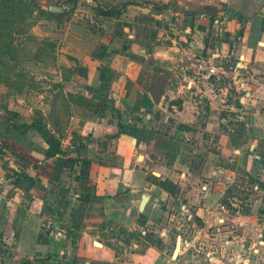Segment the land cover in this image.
<instances>
[{"label":"crops","instance_id":"obj_1","mask_svg":"<svg viewBox=\"0 0 264 264\" xmlns=\"http://www.w3.org/2000/svg\"><path fill=\"white\" fill-rule=\"evenodd\" d=\"M85 2L128 6L119 18L94 10L95 30L73 23L78 10L41 22L74 57L52 102L74 98L53 158L51 122L11 110L0 264H264V0H176L175 16L217 10L196 11L188 45L166 43L167 0ZM49 105L41 114L58 117Z\"/></svg>","mask_w":264,"mask_h":264},{"label":"rangeland","instance_id":"obj_2","mask_svg":"<svg viewBox=\"0 0 264 264\" xmlns=\"http://www.w3.org/2000/svg\"><path fill=\"white\" fill-rule=\"evenodd\" d=\"M53 1L54 0H51L50 2L53 3ZM181 1L192 5L190 0ZM45 2H47V0H45L44 3ZM41 3L43 6V1ZM167 3H169V8L165 9L163 12L160 23V28H162L165 33L164 37L168 39L166 43L176 39L177 43L188 45L185 41H191L190 37L193 38L194 35L193 33L190 35V32L186 34V28L193 23L197 24V22H195L197 21L195 16L199 13L198 11L201 7H195V11L187 12V14L185 13V7L187 6L191 9V5L183 4L180 9V15L175 16L173 13H175V9L179 7L176 4V0H167ZM53 4L57 5V7L54 8H63L68 14L65 15L62 21L36 16L37 18L34 20L35 24L30 31V34L32 33V35L27 34L21 36L16 41V55L20 60V66L17 72L21 73L23 76H12L10 80H7L0 85V147L3 150L8 148L6 141L7 137L5 136H8L11 131L7 125L13 123L11 121H16L15 119L21 120V117L19 116L17 117L7 114L5 109H8L12 113L13 111L11 110L17 109V107L32 109L35 111L34 114L36 115V121L39 118L43 121L48 119L52 124L51 117H44L41 114V111L50 107L49 104L52 103L51 94L54 96V92H58L59 84L56 81H58L57 76L59 75L57 73L62 70L64 74L63 77L68 78L72 74L71 71H73L72 69L69 70L67 67L64 68L63 65H65L64 61L66 59L72 62L74 57L64 52V48H62L64 45L60 46L59 40L55 37L46 38L43 36L45 26L44 23L41 22L45 19L54 23L59 22L60 24L71 22L72 15L78 10L79 13H77L79 14V18L76 19L73 17V23L82 25L90 30L99 28L96 23L92 22L96 19L93 13L95 10V3H87L85 0L84 2L82 0H56ZM49 5L50 4L48 3L46 6ZM158 5H162L160 8L167 6L162 4V2H159ZM101 6H104L107 9H109V7H114L113 4L106 5L105 3H102ZM121 6H123V4L120 3L115 7ZM186 23L188 24L186 25ZM181 38H183V40ZM37 57L40 59H37ZM68 70L70 73L67 72ZM16 82H21L22 87H18ZM72 100L73 98L70 99V101Z\"/></svg>","mask_w":264,"mask_h":264},{"label":"trees","instance_id":"obj_3","mask_svg":"<svg viewBox=\"0 0 264 264\" xmlns=\"http://www.w3.org/2000/svg\"><path fill=\"white\" fill-rule=\"evenodd\" d=\"M42 1L44 0H0V85L10 80L12 76L20 77L23 76L18 73L17 70L20 66V60L16 55V41L19 37L30 34L31 28L34 26V20L37 17H45L48 19H56L62 21L67 11L63 10L61 13L52 12L50 10H45L42 7ZM127 4L121 6V8H110L102 9L98 7L95 10L96 15L105 18H119L122 12L127 8ZM202 13H207L215 17L217 10L211 7H204L201 9ZM37 16V17H36ZM214 20V18H212ZM53 45V44H52ZM37 59H40L37 57ZM74 74L73 71H71ZM18 87H22L21 82H16ZM63 85L59 89H63ZM66 98L72 99L73 95H67L61 99L55 98L52 102V109L56 110L58 106L60 107L61 114L57 117L53 112L50 116L52 119V125L55 129V134L50 133L47 138L49 149L47 150V157L53 158L57 155L64 154L62 149L61 140L64 137L65 129L68 125V111L69 105ZM6 113L13 116H18L13 114L8 109H5ZM39 118V117H38ZM61 123L58 129L57 123ZM38 124L42 127L47 126V122L43 121L41 118L37 120ZM59 135V136H58ZM3 155V149L0 147V157ZM6 168V165H4ZM149 181L153 182L158 187L174 193L176 191V185L168 180H161L155 176H150ZM84 202V201H83Z\"/></svg>","mask_w":264,"mask_h":264},{"label":"water","instance_id":"obj_4","mask_svg":"<svg viewBox=\"0 0 264 264\" xmlns=\"http://www.w3.org/2000/svg\"><path fill=\"white\" fill-rule=\"evenodd\" d=\"M53 12H61L62 9L61 8H52L51 9ZM145 201L147 200V198L144 199Z\"/></svg>","mask_w":264,"mask_h":264},{"label":"built area","instance_id":"obj_5","mask_svg":"<svg viewBox=\"0 0 264 264\" xmlns=\"http://www.w3.org/2000/svg\"><path fill=\"white\" fill-rule=\"evenodd\" d=\"M210 74H215V75H217V73L215 72L214 69H211V70H210Z\"/></svg>","mask_w":264,"mask_h":264}]
</instances>
